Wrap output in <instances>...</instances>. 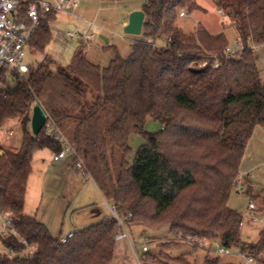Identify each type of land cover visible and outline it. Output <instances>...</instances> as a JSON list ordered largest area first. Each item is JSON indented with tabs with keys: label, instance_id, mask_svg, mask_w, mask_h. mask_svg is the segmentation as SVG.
Masks as SVG:
<instances>
[{
	"label": "trees",
	"instance_id": "1",
	"mask_svg": "<svg viewBox=\"0 0 264 264\" xmlns=\"http://www.w3.org/2000/svg\"><path fill=\"white\" fill-rule=\"evenodd\" d=\"M216 1L244 43L235 55L224 53V31L180 24L182 11L200 8L196 0H145L144 37L107 66L90 61L79 45L67 65L44 54L28 60L24 75L0 68V127L18 120L23 133L18 149L0 142V213L10 219L1 241L13 254L1 256L0 264H112L116 254L120 225L113 213L63 242L25 212L35 153L61 149L57 129L31 130L37 104L70 136L77 158L83 156L127 225L167 224L181 240L193 235L240 245L264 264V229L256 242L244 241L243 215L228 203L255 126H264V82L249 45V38L264 43V0ZM58 13L42 17L30 43L35 51L45 52L53 39L50 22ZM149 117L161 123L158 131L145 129ZM135 133L146 141L131 158ZM248 194L264 211V197ZM30 244L36 245L32 256ZM220 256L207 254L203 264H236L220 263Z\"/></svg>",
	"mask_w": 264,
	"mask_h": 264
},
{
	"label": "rangeland",
	"instance_id": "2",
	"mask_svg": "<svg viewBox=\"0 0 264 264\" xmlns=\"http://www.w3.org/2000/svg\"><path fill=\"white\" fill-rule=\"evenodd\" d=\"M86 9H77L76 12H59L51 22L53 39L45 52L37 51L34 61L41 60L45 53H50L60 64L71 62L74 52L79 45L86 47L90 61L107 66L117 53L126 55L131 50L139 35L128 34L124 31L132 11L142 7L145 0H78ZM199 9L180 17V24L186 30H194L199 22L211 32L224 31L232 48L238 47L237 34L230 14L221 8L216 0H196ZM223 9V13L219 9ZM106 38L108 40H106ZM163 40H158L162 43ZM47 51V52H46ZM258 65L264 82V45L257 51ZM1 86V84H0ZM161 123L149 117L145 129L156 132ZM32 130V127H31ZM12 133V134H11ZM22 128L18 120H10L0 127V141L8 148L16 149L22 143ZM67 137V135H66ZM71 141L70 136L67 137ZM146 141L143 134L135 133L129 137L131 145L130 157L135 155L139 146ZM54 152L49 148L38 150L34 155L33 170L30 176L26 213L37 217L43 222L54 236L68 235L71 230H79L97 223L106 213H112L109 206L112 199L107 194L102 182L82 169L75 166L74 154L67 153L66 157L54 159ZM85 161L80 154L78 161ZM242 171L249 175L254 189L253 195L264 197V126L256 125L250 138L245 156L242 160ZM240 181L232 190L229 206L243 215L241 237L244 241L256 242L260 232L264 229V211L259 207L257 215L263 220H252L249 212L248 183ZM260 199L257 200V203ZM95 208L98 209L95 212ZM7 215L0 213V257L13 255L2 241L1 235L7 222ZM124 231L128 237L123 252L116 246V254L112 264H183L178 257L187 259L186 264H203L207 254L212 258L216 254L207 253L202 248H191V244L174 236L169 225L149 227L146 225H125ZM123 241V240H122ZM121 241V242H122ZM123 244V243H121ZM148 251L143 250V246ZM217 243L213 247L217 248ZM150 257V258H149ZM152 257V258H151ZM241 257L233 251L232 254L221 255L220 263L234 262L240 264ZM185 264V263H184Z\"/></svg>",
	"mask_w": 264,
	"mask_h": 264
},
{
	"label": "built area",
	"instance_id": "3",
	"mask_svg": "<svg viewBox=\"0 0 264 264\" xmlns=\"http://www.w3.org/2000/svg\"><path fill=\"white\" fill-rule=\"evenodd\" d=\"M86 9L84 5H80L78 0H0V68L7 69L11 72H16L20 75H24L29 70L28 53L30 50V43L33 35L35 34L37 28L41 23L42 17L50 11L55 12H76L77 9ZM219 12H224L223 9H219ZM186 12L182 11L181 16L185 15ZM238 47L232 48L228 45L224 53L226 56L235 55L242 51L244 48V43L239 34H237ZM249 45L251 49L255 52L262 44L254 43L251 38H249ZM217 56V54H215ZM205 61L203 64H206ZM219 59L216 58L213 66L219 65ZM47 113V112H46ZM48 133H52L53 129L58 130L56 139H58L61 144L60 151L54 154L55 160H60L66 157L67 153L74 154L76 161V166L82 169L85 174H90L84 162L77 158V153L72 143L64 136L57 125L50 119L47 113V121L45 123ZM239 182V181H238ZM249 212L252 220H263V218L257 215L258 206L256 202L252 199L249 202ZM111 212L114 214L119 222L120 230L116 234L115 239L117 241L123 240L128 237L126 231H124V226L126 225L127 218L121 217L117 211L115 205L109 206ZM2 214H6L1 212ZM7 215V214H6ZM8 217V215H7ZM10 224V219L4 225V233L8 232V225ZM72 232L68 235L62 236L61 240L65 242ZM194 247L198 249H203L207 253H214L216 255H228L232 254L233 251L237 253L242 261L240 264H259L260 255L250 253L239 246H226L223 245L217 239H207L199 238L193 235H187L184 239ZM217 243V248L213 247V243ZM36 250V245L30 244L27 246L28 256H32ZM144 251H148L146 245L143 246Z\"/></svg>",
	"mask_w": 264,
	"mask_h": 264
},
{
	"label": "water",
	"instance_id": "4",
	"mask_svg": "<svg viewBox=\"0 0 264 264\" xmlns=\"http://www.w3.org/2000/svg\"><path fill=\"white\" fill-rule=\"evenodd\" d=\"M146 19L145 12L142 9L134 10L130 13L124 31L128 34L139 35L143 32V26ZM106 40H108L106 38ZM47 121V113L40 104L33 108L31 126L34 133H39Z\"/></svg>",
	"mask_w": 264,
	"mask_h": 264
},
{
	"label": "crops",
	"instance_id": "5",
	"mask_svg": "<svg viewBox=\"0 0 264 264\" xmlns=\"http://www.w3.org/2000/svg\"><path fill=\"white\" fill-rule=\"evenodd\" d=\"M139 9H142V7L141 8H139ZM58 15V14H57ZM183 16H185V15H183ZM54 20V19H53ZM52 20V21H53ZM51 21V22H52ZM51 22H50V25H51ZM51 27V26H50ZM51 30H52V28H51ZM52 32H53V30H52ZM52 41V40H51ZM50 44V43H49ZM48 44V45H49ZM47 45V46H48ZM47 48V47H46ZM46 50V49H45ZM47 52V51H46ZM36 53H37V51H35V49L34 48H32V47H30V50H29V53H28V60H29V58H31V57H34L35 55H36ZM45 54H48V55H50V56H52L50 53H45ZM44 56V55H43ZM31 61H34L33 59H31ZM37 61V60H36ZM39 61V60H38ZM69 64V63H68ZM262 126V125H261ZM12 134V133H11ZM1 142V141H0ZM3 145H4V143L3 142H1ZM5 146V145H4ZM6 148H8L7 146H5ZM13 149V148H12ZM16 149H18L17 147H16ZM245 156V155H244ZM60 161V160H59ZM33 162H34V160H33ZM78 168V167H77ZM248 172H243L242 171V162H241V165H240V176L241 177H243L245 174L246 175H249V174H247ZM30 176H31V174H30ZM240 179V178H239ZM29 180H30V177H29ZM29 180H28V185H29ZM240 181V180H239ZM243 182L244 183H248V192L247 193H251V191L254 189V186H253V184H252V182H250V179L247 177V178H245V177H243ZM239 183V182H238ZM27 193H28V188H27ZM26 209H27V194H26V203H25V212H26ZM106 215H109V213H106V214H104V216H106ZM104 216H102L101 217V219L104 217ZM100 219V220H101ZM73 230H71L70 232H72ZM122 240H119V241H117V250L119 251V252H123V250H124V248L126 247V244H127V241H125V239H123V241L121 242ZM121 243H123V244H121Z\"/></svg>",
	"mask_w": 264,
	"mask_h": 264
}]
</instances>
